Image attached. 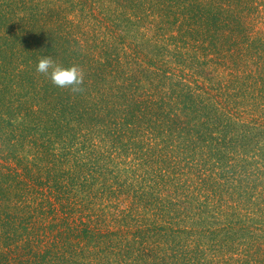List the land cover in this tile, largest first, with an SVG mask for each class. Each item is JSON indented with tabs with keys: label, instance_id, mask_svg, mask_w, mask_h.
<instances>
[{
	"label": "trees",
	"instance_id": "16d2710c",
	"mask_svg": "<svg viewBox=\"0 0 264 264\" xmlns=\"http://www.w3.org/2000/svg\"><path fill=\"white\" fill-rule=\"evenodd\" d=\"M0 264H264V0H0Z\"/></svg>",
	"mask_w": 264,
	"mask_h": 264
},
{
	"label": "clouds",
	"instance_id": "9594fccd",
	"mask_svg": "<svg viewBox=\"0 0 264 264\" xmlns=\"http://www.w3.org/2000/svg\"><path fill=\"white\" fill-rule=\"evenodd\" d=\"M36 71L47 77L56 87L69 89L72 93L82 91L80 86L84 81V72L77 65L65 67L45 55L38 59Z\"/></svg>",
	"mask_w": 264,
	"mask_h": 264
}]
</instances>
